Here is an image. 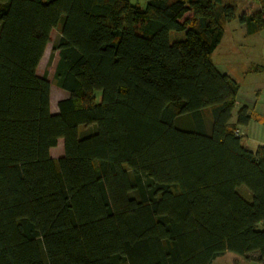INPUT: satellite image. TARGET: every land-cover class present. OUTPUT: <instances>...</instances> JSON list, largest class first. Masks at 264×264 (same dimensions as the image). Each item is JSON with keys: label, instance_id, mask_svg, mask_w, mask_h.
<instances>
[{"label": "trees", "instance_id": "1", "mask_svg": "<svg viewBox=\"0 0 264 264\" xmlns=\"http://www.w3.org/2000/svg\"><path fill=\"white\" fill-rule=\"evenodd\" d=\"M253 1L246 34L264 31ZM235 15L234 0H0V264L264 261V145H242L239 84L211 60ZM58 25L68 97L51 113L36 69Z\"/></svg>", "mask_w": 264, "mask_h": 264}, {"label": "rangeland", "instance_id": "2", "mask_svg": "<svg viewBox=\"0 0 264 264\" xmlns=\"http://www.w3.org/2000/svg\"><path fill=\"white\" fill-rule=\"evenodd\" d=\"M132 4L143 7L147 0H129ZM229 1V0H225ZM236 15L224 26L223 36L211 53L214 66L221 72L227 73L238 84L239 90L231 111L230 121L234 122L238 109L247 106L249 121L245 126H238L242 132V145L254 151L258 145H264V31L246 34L245 27L238 21L242 13H252L258 5L253 0H234ZM190 16L186 13L184 17ZM183 17V18H184ZM59 25L61 23L59 22ZM56 26L50 34V40L37 65L36 73L49 80V108L51 113L57 112V102L68 97V93L59 88L53 78L56 56L52 54V45L60 34V26ZM183 32H170V40L183 38ZM93 131V126L80 127L79 134L84 135ZM63 145L59 139L49 150V154L56 158L62 155ZM245 199H250V193L243 186L237 189ZM44 259V254L42 252ZM210 264H264L257 252H250L244 256L233 252H225L215 258Z\"/></svg>", "mask_w": 264, "mask_h": 264}, {"label": "built area", "instance_id": "3", "mask_svg": "<svg viewBox=\"0 0 264 264\" xmlns=\"http://www.w3.org/2000/svg\"><path fill=\"white\" fill-rule=\"evenodd\" d=\"M235 133H236V134H240L241 132L239 131V129H236V130H235Z\"/></svg>", "mask_w": 264, "mask_h": 264}, {"label": "crops", "instance_id": "4", "mask_svg": "<svg viewBox=\"0 0 264 264\" xmlns=\"http://www.w3.org/2000/svg\"><path fill=\"white\" fill-rule=\"evenodd\" d=\"M237 96V95H236ZM236 98V97H235ZM241 131V130H240Z\"/></svg>", "mask_w": 264, "mask_h": 264}]
</instances>
